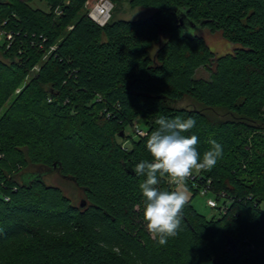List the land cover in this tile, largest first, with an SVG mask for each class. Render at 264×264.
Returning <instances> with one entry per match:
<instances>
[{"label":"trees","instance_id":"obj_1","mask_svg":"<svg viewBox=\"0 0 264 264\" xmlns=\"http://www.w3.org/2000/svg\"><path fill=\"white\" fill-rule=\"evenodd\" d=\"M87 1L0 0V249L27 242L14 264H264V0H128L155 12L105 24ZM205 33L232 50L213 51ZM160 116L195 118L183 134L201 156L210 140L223 148L185 183L194 196L210 180L218 214L188 200L164 246L133 171L152 161Z\"/></svg>","mask_w":264,"mask_h":264},{"label":"clouds","instance_id":"obj_2","mask_svg":"<svg viewBox=\"0 0 264 264\" xmlns=\"http://www.w3.org/2000/svg\"><path fill=\"white\" fill-rule=\"evenodd\" d=\"M156 124L158 128L146 141L152 161L136 163L133 171L137 176L146 177L139 185L144 197L146 230L164 246L169 238L178 234L183 221L182 210L189 197L186 187L173 191L157 187L158 176L167 175L173 184L183 186L194 169L211 170L222 156L223 148L217 141L210 140V149L201 156L197 150L198 137L183 134L195 127L193 117L170 119L160 116Z\"/></svg>","mask_w":264,"mask_h":264},{"label":"rangeland","instance_id":"obj_3","mask_svg":"<svg viewBox=\"0 0 264 264\" xmlns=\"http://www.w3.org/2000/svg\"><path fill=\"white\" fill-rule=\"evenodd\" d=\"M101 0H89L86 2L84 6V10L86 9L88 12H91L93 7L98 4ZM110 1V0H109ZM32 5L34 6H41L42 8H46V2H33ZM155 12V9L152 7H136L133 8L130 6L128 0H121L120 3L113 7V4L111 6L110 13L116 17V18H125V19H137V18H144L152 15ZM196 28H190L188 29V32H194ZM3 34L2 30L0 29V36ZM207 41L211 47V49L217 53L224 54L226 52H229L232 50V45L229 43L226 39L222 37L220 33H205ZM198 76H203V77H208L209 72L205 68H201L197 72ZM21 88L17 89L16 93L20 92ZM10 102H7L5 106L3 107V110L6 109L9 105ZM182 105H187L186 101L181 102ZM139 125L143 128L146 129V125L144 124L143 121H140ZM127 134H130L134 137H136V133L134 131V128L132 126H128L126 128ZM125 146H129V142L124 143ZM50 182L56 183V184H61L63 188L65 189L66 193L69 195H74L78 194L74 187L70 184H67L58 178H50ZM181 187H186L187 189V195L189 197V200H191L192 204L197 208V210L206 215L208 218H211L218 214L217 210L214 208H211L208 205V199L209 198H214V195L212 194H207V195H202L201 193L194 195L192 194L191 190L184 184L183 186L177 185L176 189L181 188ZM79 199H77L78 201ZM221 202V201H220ZM262 207H264V203L262 204ZM27 242L23 240V238H20L18 240L11 241L8 243L6 246L2 247L0 249V264H14V262L17 259H23L24 254H26V247Z\"/></svg>","mask_w":264,"mask_h":264},{"label":"built area","instance_id":"obj_4","mask_svg":"<svg viewBox=\"0 0 264 264\" xmlns=\"http://www.w3.org/2000/svg\"><path fill=\"white\" fill-rule=\"evenodd\" d=\"M112 3L109 0H101L98 4H96L93 9L90 12V16L99 22L100 24H105L108 19L111 16L110 10H111ZM137 135H144L146 132L142 130L140 127L136 126L135 128ZM196 171L193 170L192 175L188 178L190 180H193L196 182ZM200 192L202 195H207L208 193H211L210 189V180L206 181L205 184L199 186ZM220 200L216 199L215 197L208 199V205L217 208L220 205Z\"/></svg>","mask_w":264,"mask_h":264},{"label":"water","instance_id":"obj_5","mask_svg":"<svg viewBox=\"0 0 264 264\" xmlns=\"http://www.w3.org/2000/svg\"><path fill=\"white\" fill-rule=\"evenodd\" d=\"M180 20H181V23L184 22V18H181ZM84 205H85V203H82V206H84Z\"/></svg>","mask_w":264,"mask_h":264}]
</instances>
